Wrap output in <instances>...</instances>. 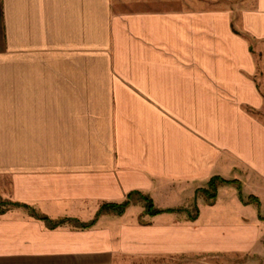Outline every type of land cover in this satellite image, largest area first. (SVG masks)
<instances>
[{
	"label": "crops",
	"instance_id": "crops-1",
	"mask_svg": "<svg viewBox=\"0 0 264 264\" xmlns=\"http://www.w3.org/2000/svg\"><path fill=\"white\" fill-rule=\"evenodd\" d=\"M217 1L0 0V264L264 254V0Z\"/></svg>",
	"mask_w": 264,
	"mask_h": 264
},
{
	"label": "rangeland",
	"instance_id": "rangeland-1",
	"mask_svg": "<svg viewBox=\"0 0 264 264\" xmlns=\"http://www.w3.org/2000/svg\"><path fill=\"white\" fill-rule=\"evenodd\" d=\"M253 0H248L246 2L248 5H252ZM226 4L229 5V3H226L225 0H219L217 2H213L210 6H215L216 8H221L224 7ZM241 5V2L239 0L232 2V5L235 7L236 5ZM260 118L264 119V111L261 112L259 115ZM6 188V181L3 180V178H0V214L3 213V211H16V209H20L16 205L13 206L9 202V199L7 197V194L3 193V190L5 191ZM202 195V194H200ZM135 198H137V195H135ZM139 206L143 205V201L138 203ZM141 204V205H140ZM142 207H139V210ZM25 209V208H22ZM189 210L193 213V205L189 207ZM26 212H31L30 208L25 209ZM144 217L140 218V222H144ZM193 261L200 262L204 264V261H207L208 263L211 264H250V263H255V264H264V254L256 255V254H248L247 255H222V256H210V255H179L177 257H157V258H145V259H134V257L129 258V257H122L121 259V264H188Z\"/></svg>",
	"mask_w": 264,
	"mask_h": 264
},
{
	"label": "trees",
	"instance_id": "trees-1",
	"mask_svg": "<svg viewBox=\"0 0 264 264\" xmlns=\"http://www.w3.org/2000/svg\"><path fill=\"white\" fill-rule=\"evenodd\" d=\"M219 182L220 183H231V182H233L234 184H237L238 185V190H239L238 196L240 197L242 202H244L246 204L256 203L257 206L260 203V199H259L258 196L257 197L253 196V195H247V196L245 195L244 196L243 193H242V186H241V184H239L238 181L233 180V179L226 180V179L220 177L219 175L212 177L209 180V182H208V185H209V189L207 188V190H208V193H207L208 198H214L215 197V193L217 191V187H218ZM132 195L133 194H131V192H130V194L127 196V199L123 203H119V202H117V203H110V202L107 203V202H105L102 205V207L100 208V210H98L97 215L100 214V212L105 211V210L106 211H113V212H116V213H118V212L122 213L123 210L127 207V205L130 204V197ZM143 198H144V200H146V203H147L146 204V208H145L146 212H148L150 214H156V213H159V212L162 211V210L157 209V207H155V205H154L152 200H150L149 198H146L144 196H143ZM15 203L16 202H12V204H15ZM195 211H196L195 214L192 215L191 218H195L198 215L197 209H195ZM43 218H45V217H43ZM259 218L264 220V216L263 215L259 214ZM45 219H47V218H45ZM93 222H94V220L91 223L81 224V227H88ZM51 224L53 225L54 223H51Z\"/></svg>",
	"mask_w": 264,
	"mask_h": 264
}]
</instances>
